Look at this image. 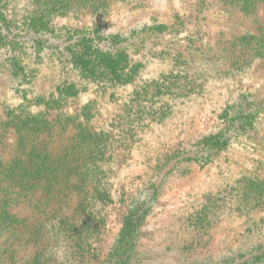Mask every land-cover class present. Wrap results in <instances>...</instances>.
Returning <instances> with one entry per match:
<instances>
[{"label": "rangeland", "instance_id": "rangeland-1", "mask_svg": "<svg viewBox=\"0 0 264 264\" xmlns=\"http://www.w3.org/2000/svg\"><path fill=\"white\" fill-rule=\"evenodd\" d=\"M98 1L0 0V159L37 119L42 148L38 180H0V264H264V57L237 42L263 4Z\"/></svg>", "mask_w": 264, "mask_h": 264}, {"label": "trees", "instance_id": "trees-1", "mask_svg": "<svg viewBox=\"0 0 264 264\" xmlns=\"http://www.w3.org/2000/svg\"><path fill=\"white\" fill-rule=\"evenodd\" d=\"M91 1V0H90ZM93 2L90 3L95 9L101 10L106 9V4L103 2H100L98 0H92ZM223 4H228L231 7H233V12L236 11L235 7L237 9L241 10V12H244L247 15L254 16L256 14V11L258 9V4H263V21H264V0H219ZM47 5V4H46ZM48 7V6H47ZM230 7V8H231ZM232 9V8H231ZM43 20L40 21V23L43 21V24L46 23V19L42 17ZM4 38L0 37V42L4 41L5 43L8 41L7 34L2 35ZM70 41H72V38H69ZM36 46L41 48L42 50L46 49H58L60 48L59 44L55 46H51L48 44V39L43 38H35ZM69 41V42H70ZM119 42V39L113 40V46H116V44ZM242 49H244L245 52L242 51L241 55L244 53H251L250 56H248L244 61L253 62L256 59L263 58L264 57V35L263 34H248L245 37H241L237 41ZM67 48L69 49V52L73 56V44L67 45ZM81 60L84 61L85 57H81ZM109 65L114 67L113 60H109ZM16 67L17 65L14 64ZM115 68V67H114ZM249 106V104H248ZM236 115L232 117V120H230V126L227 132H233L236 131V123L238 122L242 127H244L245 124H248L249 121V112L248 117L247 116H241L239 121H236ZM248 118V119H247ZM14 123H17L16 120H14ZM25 125L28 124V122H24ZM36 126H33L30 131L32 133V142L29 147H27V141L24 145H21L20 148L17 150L18 153L15 157H13L9 163H3V161L0 159V180L6 182V186L2 188V190L6 191L8 189H12L13 187L19 188L18 193L22 192L21 190L26 187V178L27 176L32 175V179L38 180L40 177L41 169H40V160L42 158V148L39 146V141L41 140V137L39 138V133H41V126L39 125V119L33 124ZM231 134V133H228ZM218 136L215 138L213 142H210V152L215 151L216 149H222L226 147L230 140L231 136ZM22 141L26 140V137H22ZM31 142V143H32ZM1 184V183H0ZM142 214H136L132 219L128 222L126 229H125V238L130 241L132 236L134 235L135 231L138 228V225L140 221L143 218ZM256 255V254H255ZM253 255V256H255ZM259 255H262L259 254ZM257 259L264 260V254L263 256H255L254 261H257ZM124 264V263H123ZM126 264V263H125Z\"/></svg>", "mask_w": 264, "mask_h": 264}]
</instances>
